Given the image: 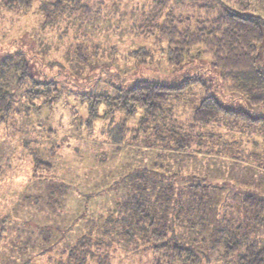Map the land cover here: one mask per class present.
<instances>
[{
    "label": "rangeland",
    "instance_id": "obj_1",
    "mask_svg": "<svg viewBox=\"0 0 264 264\" xmlns=\"http://www.w3.org/2000/svg\"><path fill=\"white\" fill-rule=\"evenodd\" d=\"M86 5L36 0L25 9L0 3V61L13 57L28 65L22 83L10 82L13 108L0 124V264H70L67 240L75 242L87 231L111 244L112 264H146L143 259L133 261L142 247L134 232L135 198L143 186L149 190L143 197L156 198L152 185L166 184L172 175L159 165L164 156L178 153L171 147L174 131L140 133L138 120H124L123 110L114 113L115 120L110 113L105 115L110 121L96 120L89 131V100L102 92L115 96L136 80L171 84L191 75L202 77L221 99L237 97V107L264 114V103L253 105L244 91L232 88L233 81L224 79L210 55L172 63L170 43L159 40L169 22L179 30H195L228 9L264 17V0H88ZM144 46L151 54L140 59L136 50ZM35 88L42 96L32 100L29 90ZM192 90L176 105L179 114L174 118L179 122H188L203 96L202 88ZM106 110L101 105L99 113ZM220 118L210 127L220 140L216 144L217 137L205 133L202 142L209 151L203 156L189 149L197 156L184 161L190 176L181 172L177 178L183 180L181 186L201 182L207 189L201 196L212 199L213 210H202L210 217L203 225V246L209 249L204 264H221L223 237L229 235L225 229L235 233L236 241L264 244V129ZM224 133L238 137L241 144L229 141L223 146ZM37 157L48 164H39ZM143 174L149 176L147 181ZM128 179L132 190H120ZM59 184L65 193L74 190L82 204L49 209V198L62 197ZM103 185L100 190L107 197L92 205L84 193V201L82 189ZM248 194L257 198L250 206L243 202ZM191 213L194 217V209ZM46 239L50 246L44 244ZM62 239L63 244L55 246ZM96 253L105 255L103 250ZM88 263L102 261L90 255Z\"/></svg>",
    "mask_w": 264,
    "mask_h": 264
},
{
    "label": "trees",
    "instance_id": "obj_2",
    "mask_svg": "<svg viewBox=\"0 0 264 264\" xmlns=\"http://www.w3.org/2000/svg\"><path fill=\"white\" fill-rule=\"evenodd\" d=\"M35 1L0 0V3L6 2L9 7L18 6L30 9ZM86 1L88 0H73V4L82 8L87 6ZM206 22V26L202 24L195 27V30L185 31L183 29L179 30L174 23L169 22L166 24L167 26L162 29L163 32L161 31L159 40L163 41L165 38L170 43V62L179 64L186 59L197 58L201 53L208 54L212 57L213 65L221 71L224 79L233 81L232 88L244 91L246 94L244 98H248L253 105L264 103V17L228 9L225 13ZM201 46L204 50L196 51ZM149 53V48L144 46L136 50L135 55L141 59ZM27 68L26 63L22 64L13 57H9L5 62L0 61V124L6 122L13 108L15 96L8 89L10 82L19 81L22 83L28 77ZM6 84L8 85L6 86ZM35 85L37 86L38 83ZM195 87L202 88L204 91L199 105L195 108L192 116L187 117L188 122L181 120L179 122L177 118H174L179 114L176 111V105L183 100L186 93L193 92L192 89ZM29 93L33 94L31 95L32 100L39 95L42 96L41 90L37 88L29 90ZM236 98L221 99L218 93L215 92V88L206 83L202 77L190 75L177 83L171 84L153 78L136 80L127 90L121 89L120 94L114 96L109 92H102L94 100H89L87 120L89 131H92L91 128L96 120L102 119L103 121L105 119L110 121L109 117L115 120L114 113L117 110L124 111V120H138L140 133H145L146 130H155L158 134L164 129L174 131L172 132L174 134H171V138L174 137V143L171 147L178 153L175 155L172 152L167 155L168 157L164 156L162 160L164 162L159 165L161 168L164 167L166 172L170 170L169 172L172 175L165 178L166 184H160L159 187H157V184L152 185V193L158 192L156 198L143 197L149 191L148 188L143 186L140 195L135 198V206L132 205L136 215L134 232L136 236H139L141 242L138 243L142 246L133 256V261L143 259L146 264H204L205 260L209 261V249L203 246L205 244L203 225L210 220V217H204L202 210H213L210 205L212 199L201 196L207 190L206 186H201V182L196 186L189 183H183L181 186L178 182H183V180L177 178L180 177L181 172L187 177L190 176L189 168H186L185 164H188V162L184 161L190 160V158L196 159L197 156L191 154L189 149H198V155H203L209 151L202 142L203 136H207L205 133H210L212 139L217 137L216 144L220 140L218 134L210 128L213 123L221 119L220 117L246 127L248 125H259L264 129V114L253 115L247 109L237 107V104H233L236 103V101H233ZM238 98L245 100L240 96ZM101 105L107 107V110L102 114L99 113ZM109 113L110 116L106 117L105 115ZM112 125L114 124L111 123ZM138 129L136 128L135 131H139ZM237 138L231 137L230 139L224 133L225 143L223 146H227L229 141L233 145L241 144ZM117 140L120 141V139ZM161 154L164 153L161 152ZM37 159L40 161L39 164H48L38 157ZM174 165L175 168L178 167V169H174L176 173L172 169ZM197 176L200 175H193V177ZM140 177L146 178L145 181L149 179L147 174ZM126 181L127 184L125 182L119 188L130 192L132 188L129 179ZM48 182L52 184L51 180H48ZM60 185L56 189L62 191L64 185H61V187ZM103 187L104 185L102 187H90L87 190L82 189V195L84 196V193H86L89 198L88 203L94 205V203H98L99 200L107 197V194L105 195L100 190ZM198 189L204 191L197 193ZM60 190L58 195L61 194L62 197L49 198L50 201L47 203L52 211L62 207L70 208L73 205L82 204L81 200L78 199V195L73 194L74 190L66 193L63 192L65 189L62 192ZM92 192L93 197L90 198ZM83 199L85 201V196ZM244 199L243 202L250 206L251 202L257 198L253 194H248ZM260 203L262 202H257V204ZM192 209L195 211L194 217L191 213ZM74 226L78 227V225ZM222 230L224 229H220V231ZM225 230L229 235L226 234L225 238L223 237L225 242H223L224 252L220 254L221 264H264V244L255 241H236L235 233L231 234V230ZM182 231H187V234H183ZM104 234L105 232L102 233V235ZM93 235H96V233L92 232L91 234L90 231H87V233L81 234L75 242L74 238L67 240L70 264H89L88 258L90 255L93 258L98 257L102 264L113 263L110 258L112 257L111 253H114V251L112 252L113 249L110 248L111 244L101 242L100 239L102 238L98 239ZM52 237L54 239V234ZM48 240L46 239L44 242L45 245L50 243ZM63 241V239L55 241V246L62 245ZM193 242L197 243L194 244ZM210 249L213 250V248ZM96 250H103L105 255L100 256L96 253ZM131 264H135V262H131Z\"/></svg>",
    "mask_w": 264,
    "mask_h": 264
}]
</instances>
